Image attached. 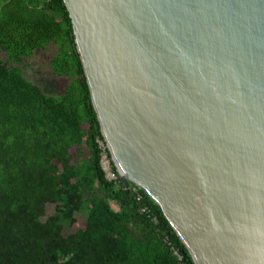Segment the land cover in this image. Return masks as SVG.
<instances>
[{
  "label": "water",
  "instance_id": "95a60500",
  "mask_svg": "<svg viewBox=\"0 0 264 264\" xmlns=\"http://www.w3.org/2000/svg\"><path fill=\"white\" fill-rule=\"evenodd\" d=\"M63 3L123 187L193 264H264V0Z\"/></svg>",
  "mask_w": 264,
  "mask_h": 264
},
{
  "label": "trees",
  "instance_id": "16d2710c",
  "mask_svg": "<svg viewBox=\"0 0 264 264\" xmlns=\"http://www.w3.org/2000/svg\"><path fill=\"white\" fill-rule=\"evenodd\" d=\"M46 48L57 93L25 74ZM77 214L82 229L63 234ZM0 264H193L159 207L117 176L63 0H0Z\"/></svg>",
  "mask_w": 264,
  "mask_h": 264
},
{
  "label": "rangeland",
  "instance_id": "374dc122",
  "mask_svg": "<svg viewBox=\"0 0 264 264\" xmlns=\"http://www.w3.org/2000/svg\"><path fill=\"white\" fill-rule=\"evenodd\" d=\"M52 54L51 48L42 49L40 51H36L32 54V56L25 61V74L33 81L37 79H41V82L47 86L49 89H53L56 93L59 92L64 83V78L54 77L51 75L50 69L48 67V60ZM100 146L103 147V144L99 142ZM100 166L104 170L105 177L107 179L114 178L115 176L110 171L109 162L102 153L100 158ZM111 207L115 208V205L111 203ZM53 210V206H46V213L49 214ZM83 227V217L80 214L75 216V220L70 227H65L63 229V234H66L73 230H81Z\"/></svg>",
  "mask_w": 264,
  "mask_h": 264
}]
</instances>
